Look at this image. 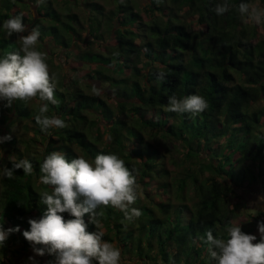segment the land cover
I'll return each instance as SVG.
<instances>
[{"label": "trees", "instance_id": "1", "mask_svg": "<svg viewBox=\"0 0 264 264\" xmlns=\"http://www.w3.org/2000/svg\"><path fill=\"white\" fill-rule=\"evenodd\" d=\"M60 1L68 5L58 7ZM250 1L226 0L229 11L217 15L216 5L225 0H150L143 14L132 0H115V8L107 12L98 1L88 0L85 4L92 11L86 14V37H91L86 38L83 21L71 11L82 1L44 0L37 6L36 0H0V57L20 49L18 34L8 37L2 25L22 14L27 32L34 27L40 32L38 51L46 55L57 50L72 54V60L82 65L94 64L88 76L106 83L112 92L106 97L115 103L85 92L77 78L66 83L55 68H49V73L57 103H49L47 114L63 119L66 127L44 133L35 121L39 106L17 100L12 108H5L0 102V126H6L2 136L11 134L10 127L17 121L26 132L32 131L22 151L16 146V135L0 144L7 153L14 151L17 161L28 158L33 164L31 175L18 169L12 179L0 176V224L5 229L20 228L9 236L10 243H22L27 250L30 243L22 235L30 229L27 221L46 210L40 194H51L52 188L39 180L44 157L59 151L70 161L78 157L77 146L91 160L100 153L117 154L136 177L137 189L143 184L144 197L137 194L131 205L141 211L138 218L128 220L111 206L97 209L104 240H116L123 255L133 253L139 259L136 264H216L207 251L205 233L211 230L214 237L227 238L226 228L233 226L235 215L229 193L246 180H256L264 192V105L260 104L264 38L253 41L257 28L239 13V5ZM183 7L186 16L179 13ZM104 33L113 35L109 43ZM50 60L46 56V62ZM190 94L203 96L208 108L197 114L167 111L170 96L182 99ZM90 111L100 113L101 124L89 125ZM147 111L156 117L145 118ZM131 114L134 123L122 118ZM151 134L154 139L160 135L178 141L188 163L173 162L174 169L179 166L177 171L168 169L159 158V148L148 139ZM123 138L132 140L133 146L127 148ZM5 165L12 167L8 157L3 159ZM151 181L165 194L173 193L176 201L150 203ZM189 189L195 196L192 205L183 202ZM84 219L87 231H95L88 214Z\"/></svg>", "mask_w": 264, "mask_h": 264}, {"label": "clouds", "instance_id": "2", "mask_svg": "<svg viewBox=\"0 0 264 264\" xmlns=\"http://www.w3.org/2000/svg\"><path fill=\"white\" fill-rule=\"evenodd\" d=\"M43 3L44 0H36L37 6ZM214 11L217 15L229 11L226 0L217 4ZM239 13L257 25L264 23V7L241 3ZM2 28L8 37L27 31L22 14L6 19ZM39 37L38 28H32L20 36L18 51L0 57V102H4L5 108H12L14 101L28 102L38 97L43 103L35 121L41 131L47 133L49 129L64 128L66 124L63 119L47 114L49 103L56 104L57 100L46 55L36 47ZM162 77L161 73L159 78ZM92 90L99 94L95 85ZM207 108L208 102L198 94L182 99L175 95L168 98L167 111L170 112L197 114ZM11 139V134L0 136V144ZM8 159L12 167H0V176L12 179L18 169H22L25 175L32 174L33 164L28 158L17 161L10 155ZM39 170L40 183L51 186L52 192L40 194V203L46 205V210L39 218H29L30 229L22 233L33 245L35 254L28 257V264H39L35 257L45 254L54 257L48 264H121L119 247L104 240V233L99 230L102 214L97 209L111 206L120 210L128 220L142 214L139 209L131 207L137 199V184L125 161L113 153L97 154L94 160L78 156L69 161L63 153L53 151L44 157ZM259 199L264 200V197ZM64 213L71 218L65 219ZM86 214L89 223L95 225L93 232L87 231ZM258 231L260 239L254 243L257 237L244 233L241 225L227 227V238L214 237L209 230L205 233L207 251L216 264H264V221L258 222ZM16 232H20L19 226L5 229L0 224V247Z\"/></svg>", "mask_w": 264, "mask_h": 264}, {"label": "rangeland", "instance_id": "3", "mask_svg": "<svg viewBox=\"0 0 264 264\" xmlns=\"http://www.w3.org/2000/svg\"><path fill=\"white\" fill-rule=\"evenodd\" d=\"M80 4L82 1L83 3L80 6H74L71 8L72 12H75L80 16L81 20L83 21L82 27L84 30L82 31V37H86L87 30H86V20H87V11H92L90 5L85 4L88 0H77ZM98 1L102 6L104 7V10L107 12L113 8H115V0H95ZM150 0H132L133 5H135V9L138 10L140 13L143 14V10L145 9L146 3ZM67 4L65 2L60 1L59 3H56L58 7H61L62 5ZM250 6H260L264 7V0H252L248 3ZM187 7H183L179 13L181 15L186 16ZM68 20V18L66 17ZM247 23H250L251 25L254 24L257 28L258 35L253 39V41H256L259 38H264V23L257 25L254 22L248 20L246 17L244 19ZM104 23V22H103ZM190 25V23H188ZM61 29H64L63 27ZM28 30V29H27ZM48 32V30H46ZM28 32L20 33L18 34V39L20 40V36L26 35ZM104 39L107 43L111 40L113 35L105 34L104 33ZM91 36H88L86 38H89ZM45 44L47 43V40L45 39ZM21 42V40H20ZM46 48V47H45ZM72 54L54 51L51 53L50 51L47 52L46 56L47 58L51 59L48 62L49 68L53 69L55 68L59 75L63 79H65L66 83H69V80L71 78L79 79V85L84 89L85 92H88L90 94H95L93 92V85H95L100 91L99 96L106 98V96L112 95V92L109 90L106 83L99 82L97 79H92L88 76L87 72H89L90 69H93L95 67L94 64L91 66L89 65H82L80 63H77V61L72 60L71 56ZM58 65V66H56ZM74 68V69H73ZM92 72V71H91ZM129 69H124V74H128ZM95 76V75H94ZM107 101L111 104L113 103L112 99H107ZM31 106H40L39 100L36 98L30 101ZM261 105H264V100L260 101ZM145 118H155L156 115L152 113V111L144 112ZM87 118H90L92 123L89 125L92 126L94 124L95 126H98L101 124L97 120V116H99V120H101L100 113L98 115V112L90 111L87 114ZM102 115V114H101ZM132 116V114H131ZM122 116V118H125L128 120V123H131L136 120L134 116L132 117ZM262 121V127L264 129V116L261 119ZM25 123V121H23ZM29 126H31V122L27 123ZM126 129V128H125ZM29 130V129H28ZM6 131V126L2 127L0 126V136L4 134ZM92 134L95 136V129H92ZM10 133L12 135H16L18 137V143L16 146L19 150L22 151L23 147L25 146V140H28V137L32 135V131L29 130L28 132L25 131L23 125L17 121L10 127ZM154 135L151 134L148 139L152 142H154L155 146L159 148L160 154L159 158L164 162L165 166L168 169H171L173 171H177L179 166H176L174 169L173 162L178 163L181 165L182 163L187 164L188 161H185L184 159V148L182 145L173 139H166L163 137H160V135H157L155 139L152 138ZM101 141L102 138H101ZM119 141V139H118ZM118 141H115V145L118 144ZM122 143L126 145L127 148H130L133 146L132 140H128L127 138H123ZM157 144V145H156ZM4 145V144H3ZM0 146V151L3 152V157L0 158V167H2L3 159L6 157H9L10 155L12 157H16V153L13 151L11 154L7 153V151L4 149V146ZM37 149L39 150V146L37 145ZM74 151L77 153L78 156H84L82 150L78 148L77 146H74ZM85 157V156H84ZM86 158V157H85ZM87 159V158H86ZM132 160V159H130ZM160 160V161H161ZM174 173V172H173ZM172 173V175H173ZM155 181L150 182L149 189H152L151 193H147L148 201L150 203H153V201L159 200V199H170L171 201H176L173 193L165 194L163 192V189H161L159 186H156ZM242 187H235L234 191H231L229 193L228 199H229V205L234 206L235 215L232 216V225H241V229H244V233L255 235L257 237V240L254 241V243L258 242L260 239V233L258 231V222L264 221V200H260V197H264V192L261 188L260 183H258L256 180L252 183H248L247 180L242 184ZM143 184L142 182L139 184L137 189V194L139 197H144L145 192L142 190ZM195 200L194 193L191 189L187 192V196L184 199L183 202H185L188 205H192V203ZM186 215V214H185ZM99 227H101V231L103 230V226L100 223ZM114 243L117 247H119L118 244H116V240L109 241ZM22 243H10L9 240L6 242L5 248V254H3L1 257V261L3 264H28V257L34 256L33 252V245L30 244L27 250H24L22 247ZM38 247V246H36ZM121 250V247H119ZM50 257V258H49ZM35 259L39 262V264H48L49 261L54 260V257L49 256L45 254L44 256H36ZM139 259L135 257L132 254L123 255L121 253V264H136V262ZM141 264H156L151 262L142 261Z\"/></svg>", "mask_w": 264, "mask_h": 264}]
</instances>
